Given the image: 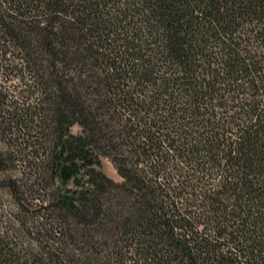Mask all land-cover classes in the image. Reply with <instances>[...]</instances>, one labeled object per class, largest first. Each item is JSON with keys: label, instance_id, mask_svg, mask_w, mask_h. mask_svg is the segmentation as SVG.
<instances>
[{"label": "trees", "instance_id": "1", "mask_svg": "<svg viewBox=\"0 0 264 264\" xmlns=\"http://www.w3.org/2000/svg\"><path fill=\"white\" fill-rule=\"evenodd\" d=\"M0 53V264H264V0H0Z\"/></svg>", "mask_w": 264, "mask_h": 264}, {"label": "rangeland", "instance_id": "2", "mask_svg": "<svg viewBox=\"0 0 264 264\" xmlns=\"http://www.w3.org/2000/svg\"><path fill=\"white\" fill-rule=\"evenodd\" d=\"M8 57H10V56L8 55ZM13 61H14V59H13ZM18 61L19 60H17L16 62H18ZM0 62L4 64V60H3L2 56H0ZM19 84H21V83L15 77L14 72L12 73L9 70H7L6 66L0 68V85H1L0 88H2V87L4 88V94H8L9 98H13L14 96H17L18 93H15L14 87L19 85ZM20 88H21V86L18 89H20ZM80 130L81 129L78 125H76L72 128L73 133H79ZM1 146H3L2 141H0V147ZM101 170L107 176L111 177L112 179H114L116 181L122 180V178L119 176L116 169L114 168L112 162L108 158H102ZM5 174H13L14 176H16L19 179L23 177L21 171H16V170H11ZM0 175H2V174H0ZM69 187H73V184L70 183ZM11 203H12L11 198L9 196H6L4 198V200L2 201L3 205H12Z\"/></svg>", "mask_w": 264, "mask_h": 264}]
</instances>
